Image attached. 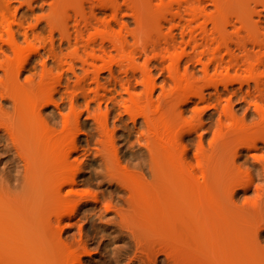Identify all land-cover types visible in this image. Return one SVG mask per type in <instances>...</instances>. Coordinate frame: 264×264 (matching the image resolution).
<instances>
[{
    "label": "bare ground",
    "instance_id": "bare-ground-1",
    "mask_svg": "<svg viewBox=\"0 0 264 264\" xmlns=\"http://www.w3.org/2000/svg\"><path fill=\"white\" fill-rule=\"evenodd\" d=\"M124 1L35 0L31 8L40 2L48 7L45 26L27 28L24 16L17 30L9 27L13 41H0V89L9 99L0 104V134L18 159L14 172L0 162V264H83L94 238L80 227L69 235L65 219L89 207L96 223L113 217L123 243L107 264H264V0ZM106 6L121 35L108 23L107 36L84 42L86 32L100 33ZM6 10L0 9V19ZM126 13L132 21L121 17ZM42 36L43 50L32 47L35 55L15 72L24 52L19 37L27 42ZM80 44L93 53L78 67L63 52ZM208 56L206 76L213 64L217 73H227L222 91L193 90L199 83L193 61L203 64ZM34 57L43 59L40 67L32 64ZM25 72L31 77L23 81ZM171 83L177 87L168 92ZM239 96L244 106L236 110ZM81 98L90 100L98 175L114 189L109 195L75 192L83 165L74 157L86 124L75 119L78 134L71 141L63 111ZM109 101L117 121L127 116L139 134L134 170L123 166L111 110L101 114ZM191 104L197 125L186 119ZM16 115L23 121L10 124ZM59 116L64 131L56 134ZM194 133H201L198 139ZM241 192L253 196L242 199Z\"/></svg>",
    "mask_w": 264,
    "mask_h": 264
},
{
    "label": "rangeland",
    "instance_id": "rangeland-1",
    "mask_svg": "<svg viewBox=\"0 0 264 264\" xmlns=\"http://www.w3.org/2000/svg\"><path fill=\"white\" fill-rule=\"evenodd\" d=\"M35 0H0V9L5 7H8L9 10H6L5 18L0 19V24L3 23L2 26V34H0V41H3L4 43L2 44H7L12 40V33L8 32L9 27L12 26L17 30L18 28L16 27V24L18 20L24 18L26 16L28 18L27 22L25 23V27L29 28H42L45 26V19L44 17L48 15V7L46 6L43 8L42 2L36 4L31 8V4H33ZM119 5L125 6V1L124 0H119ZM91 8V6H90ZM213 9V7H211ZM32 9V11H31ZM90 10V9H89ZM88 10V11H89ZM102 13L99 15V18L101 20L102 28L100 29V33L91 30L85 33L84 35V42L91 41V40H101L102 35L107 36L108 30L105 25L108 23H111L114 27V32L113 34L116 36L121 35V27L118 23H116L114 19V13L111 7L106 6L103 9H101ZM124 18L126 21H132V17L130 15L123 14L121 16ZM74 21L71 22V32H74ZM135 25L132 24L130 29H134ZM99 33V35H98ZM179 35L181 34L180 31L177 32ZM236 31L231 30V35L232 38L237 41V36L235 35ZM245 35V33H244ZM264 35V33H263ZM47 36V34H45ZM262 36V35H261ZM41 41H37L34 38L31 39V41H24L22 37H19V41L22 43L24 52L19 58L17 62L14 63L13 65V70L17 72L24 64L25 57H27L29 54L35 55L33 53L32 47L40 48L43 50L44 43L42 42L43 39H45L44 36L41 37ZM76 41H73V44H75ZM179 42H181V35L179 36ZM46 44L49 43V41L45 42ZM56 43L57 46L61 43L60 42V35L57 34L56 36ZM264 43V41H263ZM79 51L76 53V51ZM132 48H130L129 51H131ZM191 49H189V52ZM43 52V51H42ZM66 54L68 57L71 56V59L74 63L78 65V67L81 66V61L88 59L92 55L91 50H86L83 48V44H80L79 47L73 45L72 47H68L64 50L63 52ZM178 53H182V50H178ZM115 54V53H114ZM226 53L225 51H222L221 57H225ZM211 56L207 57L204 60L203 64H199L194 60L193 63L195 64L197 68V73L199 72V75H197L199 80V83H196L195 86H193V90L199 92L201 90H205L206 92H214L215 87H219L222 90H224V84L225 82H222L221 80L227 76L226 72H216V65L213 64L210 73L208 76H206L204 72V67L205 65L210 63ZM55 61V59H54ZM43 59L35 58L32 61V64H38L39 67L42 65ZM52 64V62H50ZM98 66H104L105 64L102 62H98ZM140 67L145 68V61L142 60L140 61ZM31 66V65H30ZM30 68V67H29ZM93 70V69H92ZM186 70L185 64L181 67V72L184 73ZM80 74H82L81 70H78ZM158 75V74H157ZM236 74L234 72H231V78H235ZM243 78H248V76L244 73L240 75ZM31 77V73L25 72L23 81L27 80L28 78ZM105 77H108V75H105ZM3 69L0 68V82L3 81ZM40 80V78H37V82ZM233 86L237 89L239 88L238 83H234ZM177 85L175 83H171V85L167 88V91H173L176 90ZM106 88L108 89V92H112V88L106 84ZM107 92V93H108ZM10 93V90L7 92ZM110 94V93H109ZM111 95H109L110 97ZM241 96H239L238 99H234V105L237 107L236 110H240L243 106L244 103L240 99ZM230 96L228 95L224 99V104L227 103L229 100ZM6 100L8 101L9 99L5 98L4 92L1 91L0 89V104L1 101ZM57 100L59 101L60 98L57 97ZM90 100L81 98L79 101V104L76 107H71L69 104L67 106V109L63 111V114L67 116L70 120V137L71 141L74 140V138L77 137V131L75 129V119L81 118L82 122H85L86 127L82 133H79L80 139H79V146H80V153L79 155H75V162L79 165H83V169L81 170L79 174V178L76 183V189L75 192L78 194H83V193H91V194H102V195H109L110 192L114 191L113 188H111L108 184L104 183L102 179L99 178L98 173L101 171L100 168V161L97 160V157H95L96 153V145L94 138L92 137V133H94V126L91 118L89 117L88 113V105H89ZM109 108H107V105H103V109L101 114H110L111 110V130L114 129V124H116L117 128L115 129V138L118 142V147L121 149V156L123 157V166L128 167L129 169H136L138 167L139 161L134 159V155L138 152L137 149L139 150V145L135 144L138 140L139 134L135 133L134 131L131 130L132 125L130 124V119L125 116L124 121L120 123L118 111H112V103L109 101L108 102ZM6 104V103H5ZM93 108H97L96 104L92 105ZM191 111L189 114L186 115V119L188 122H193V125H197L198 122L194 121V113H195V105H189L187 107ZM52 111L51 109H48L47 112L50 113ZM242 111L239 112V115L242 116ZM23 119H20L17 115L15 118L9 122L10 124L13 123H20L22 122ZM206 121V119H205ZM74 123V125H73ZM23 128L25 127V123L22 126ZM63 124H62V117L59 116V126L57 128L56 134H61L63 132ZM145 133V138H148V135L146 133V130H143ZM143 132L141 134H143ZM201 133H194V137L196 139L199 138ZM26 136V135H25ZM25 136L22 137V140L24 142H27L28 138ZM206 140L208 141L211 139L210 135H206ZM87 140H89V145L87 143ZM15 150L12 149L11 143L9 140L4 138V135L0 134V162H1V168L8 169L10 168L12 172H14L17 167H18V159L15 157ZM195 152L194 150L191 152V156H194ZM9 171V170H8ZM248 197H252L253 193H248L245 195L244 192H241L240 197L243 199ZM87 202L90 203H95L93 199H87ZM66 218V217H65ZM113 217L111 215H108L103 221L101 222H95L97 218L95 217V212H91V207L85 208L81 212H79L76 215H73L72 217L66 218L65 222H69L70 226L67 225L65 227V230L69 232V235H73L77 233L79 227L84 230V232H89L90 238L93 239L94 241L91 243L92 246H90L89 253L86 255H83V264H107L109 260V256L116 251L117 248L122 246V242L119 241L117 234L115 233V228L113 227L112 223H110L111 219ZM264 234V233H263ZM264 236V235H263Z\"/></svg>",
    "mask_w": 264,
    "mask_h": 264
}]
</instances>
